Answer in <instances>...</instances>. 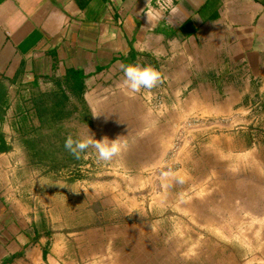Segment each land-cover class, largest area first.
<instances>
[{
    "label": "crops",
    "instance_id": "crops-1",
    "mask_svg": "<svg viewBox=\"0 0 264 264\" xmlns=\"http://www.w3.org/2000/svg\"><path fill=\"white\" fill-rule=\"evenodd\" d=\"M129 63L154 67L160 82L130 93L122 71ZM72 71L83 76L90 107L158 96L174 125L194 116L257 124L264 0H0V264H81L104 243L92 232L70 238L52 230L8 182L19 172L23 121L38 122L31 95Z\"/></svg>",
    "mask_w": 264,
    "mask_h": 264
},
{
    "label": "rangeland",
    "instance_id": "rangeland-1",
    "mask_svg": "<svg viewBox=\"0 0 264 264\" xmlns=\"http://www.w3.org/2000/svg\"><path fill=\"white\" fill-rule=\"evenodd\" d=\"M133 97L144 104L125 101L132 105L127 111L123 102L100 108L93 102L89 118L74 112L64 122L72 137L123 145L109 162L87 150L74 181L66 170L33 166L19 145V172L8 179L15 197L54 231L99 235L104 243L81 264H264L261 117L250 125L207 118L204 126L188 125L191 118L174 125L154 108L158 96L151 105ZM73 103L82 110L75 97Z\"/></svg>",
    "mask_w": 264,
    "mask_h": 264
},
{
    "label": "trees",
    "instance_id": "trees-1",
    "mask_svg": "<svg viewBox=\"0 0 264 264\" xmlns=\"http://www.w3.org/2000/svg\"><path fill=\"white\" fill-rule=\"evenodd\" d=\"M67 75L66 82L57 80L51 90L35 91L31 95L30 101L38 125L30 124L24 119L20 142L33 166L43 169L46 173L66 170L70 172L69 180L74 181L82 177L77 167L86 160L83 153L77 159L64 148V141L70 135L64 128V122L72 117L74 112H79L80 118L85 119L90 117L91 112L86 108L83 76L74 71ZM72 97L82 104V110L77 103L72 104Z\"/></svg>",
    "mask_w": 264,
    "mask_h": 264
},
{
    "label": "clouds",
    "instance_id": "clouds-1",
    "mask_svg": "<svg viewBox=\"0 0 264 264\" xmlns=\"http://www.w3.org/2000/svg\"><path fill=\"white\" fill-rule=\"evenodd\" d=\"M124 74V86L130 93H136L142 89H152L161 80V73L152 66H139L126 64L122 68ZM122 143L119 139H95L92 135L83 138L66 137L64 148L75 158L79 159L82 153L92 149L97 161L109 162L122 150Z\"/></svg>",
    "mask_w": 264,
    "mask_h": 264
},
{
    "label": "built area",
    "instance_id": "built-area-1",
    "mask_svg": "<svg viewBox=\"0 0 264 264\" xmlns=\"http://www.w3.org/2000/svg\"><path fill=\"white\" fill-rule=\"evenodd\" d=\"M159 5L165 10L168 9V6H167V4L164 1H160ZM145 100L148 103H151L152 102V97H148V98L146 97ZM155 106L159 107L161 110H163V106H162L161 102L155 100ZM203 119L204 118H200V117L199 118H195V117H193V118H191V120L188 121V125L204 126L208 122H205Z\"/></svg>",
    "mask_w": 264,
    "mask_h": 264
}]
</instances>
